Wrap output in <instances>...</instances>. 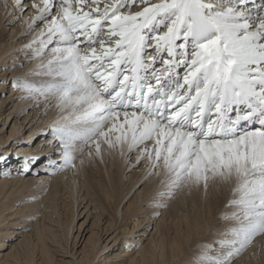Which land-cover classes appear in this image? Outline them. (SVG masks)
Here are the masks:
<instances>
[{
  "label": "snow or ice",
  "instance_id": "snow-or-ice-1",
  "mask_svg": "<svg viewBox=\"0 0 264 264\" xmlns=\"http://www.w3.org/2000/svg\"><path fill=\"white\" fill-rule=\"evenodd\" d=\"M9 7L14 20L35 10L27 28L46 63L34 75L47 78L13 86L61 113L40 149L49 153L26 156L25 171L42 159L75 167L82 146L96 155L102 144L126 147L163 171L162 196L234 182L221 216L229 223L193 264H233L264 237V0H4Z\"/></svg>",
  "mask_w": 264,
  "mask_h": 264
},
{
  "label": "bare ground",
  "instance_id": "bare-ground-1",
  "mask_svg": "<svg viewBox=\"0 0 264 264\" xmlns=\"http://www.w3.org/2000/svg\"><path fill=\"white\" fill-rule=\"evenodd\" d=\"M3 4L4 0H0V70L2 69L0 93H3L9 80L11 96L16 94V97L9 102L11 103L9 108L1 111L5 107L7 98L0 96V121H2L0 122V144L5 143L9 136L13 137L9 142L7 141L8 143L6 142V146L0 148V153L7 157L6 162L0 163V264H93L100 255H103V252L107 253L101 258L103 264H150L153 261L159 263V257H167V255L176 258V264H192L193 258L200 254L202 245L213 244L220 238V230L229 223L221 219L222 213L231 210L224 207L225 210L219 211L209 223L208 207L199 212L200 208L198 210L195 203V209L188 214L179 215L174 212L175 204L173 203L174 206L170 210L175 214L173 216L168 212L169 210H166V203L171 202L169 198H172L174 194L179 202H183L184 193L180 190L184 186L182 189L173 190L170 196H162L161 193L168 191L167 177L162 170L159 174H153L145 161L139 162L140 167L132 170L139 164L138 151H128L125 147L122 152L119 147L111 149L106 144H102L100 155H96L94 145L91 148L82 146V151L75 154V167L65 168L66 173H70L68 176L61 173V170L38 166V164L33 166L32 171H25L26 156L39 154L43 158L49 153L48 147H45L43 152L40 149L46 142L45 134L49 127L60 120L61 113L54 107L45 111L43 103L36 106L37 99L43 100V97L30 96L29 93L13 86L12 82L21 77L34 81L47 79L34 75L35 72L41 71L40 66L46 63V60L42 61L35 57L36 45L32 44L35 33L27 28L26 22L35 14V10L14 20L11 16L13 9L9 7L6 14ZM29 45L32 47L30 48ZM49 99L54 105L55 100ZM21 117H23L22 121L19 120ZM11 121L9 134L5 136L2 132L5 129L4 125L7 122L9 125ZM23 139L26 142L23 143ZM47 139L51 140V136ZM32 140V146L29 147ZM148 146L151 147V143ZM89 151H93V155L89 156ZM15 156H18L16 160ZM53 158L60 162L59 157ZM42 162L46 163V160L42 159ZM35 171H38L37 174L32 175ZM132 174L137 176L133 178ZM123 181H128V188L121 195L113 191V188L114 183L122 184ZM229 186L232 188L234 182ZM186 189L190 190L189 187ZM99 191L106 198V205L100 203L95 197ZM40 192L45 193L44 202L35 212H31L30 207L36 202L25 203L19 195H35ZM59 194L62 196L58 197ZM64 194L70 198L67 205L70 216L60 221L58 200L63 198ZM84 199H87L84 209L88 208L89 204H93L96 208L101 206L99 213L103 217L99 220L106 218L103 223H107V226L83 238V247L78 251L74 248L77 235L73 238V242L70 241L71 248L68 243L74 228V220L81 215L77 211ZM229 199L231 198L228 197ZM159 214L161 216L157 218ZM32 216L36 218L34 222L31 221ZM216 216L224 223L222 227L219 226L220 228L214 227V222L217 221ZM51 218L58 222L56 228L48 226L51 224ZM130 219L134 220L132 230H128L125 226L120 232H115L117 228L115 225L118 222L125 225ZM153 221H155L154 231L146 237L149 234H146L148 227L153 224ZM14 227L17 229H13ZM26 227H32V229L29 232L20 230ZM207 227L210 231L217 232V236L206 234ZM80 228L81 224L79 230ZM134 228H137L136 231H133ZM13 233L20 235L16 238L17 242H11L9 251L3 252L1 248L5 245L4 239L10 238ZM105 239L107 240L103 243ZM118 242L122 244V248L114 258H111L108 252L113 250ZM249 250L255 260L249 259L251 254H244L235 264H264V237H256ZM55 252H60V259L55 258ZM257 253L262 257L259 260ZM186 256L188 259L184 260ZM65 257L70 258L65 260ZM175 262L171 261L167 264Z\"/></svg>",
  "mask_w": 264,
  "mask_h": 264
},
{
  "label": "rangeland",
  "instance_id": "rangeland-1",
  "mask_svg": "<svg viewBox=\"0 0 264 264\" xmlns=\"http://www.w3.org/2000/svg\"><path fill=\"white\" fill-rule=\"evenodd\" d=\"M1 72H0V75H1V73H2V69L0 70ZM1 78V77H0ZM1 81L2 80H0V83H1ZM9 80H7V83H6V85H5V87H4V91H3V93H0V96H3V98L4 99H6L7 98V101H5V103H4V106L5 107H3L2 109H1V111H3V110H5V109H7V108H9V106L11 105V103H9L11 100H12V98L13 97H16V94L15 95H13V96H11V92H10V84H9ZM10 89V90H9ZM14 90V89H13ZM13 93H14V91H13ZM23 115H24V113H22ZM22 115V116H23ZM12 116H13V114L12 115H10V118H9V120L12 118ZM22 119H23V117H21V119H19L20 121H22ZM3 121H4V119H3ZM13 121V120H12ZM12 121L9 123V125H8V122L4 125V127H5V129H3V134L5 133V136H7L8 134H9V130H10V127H11V123H12ZM0 122H2V121H0ZM2 124V123H1ZM7 128V129H6ZM13 137L12 136H9V138H8V142L12 139ZM36 139L34 138V141H35ZM6 141V142H7ZM1 143L0 144V148H2V147H4V146H6V144L8 143ZM24 142H26L24 139H23V143ZM32 142H33V140L31 141V144H32ZM21 144H22V141L20 142ZM19 143V144H20ZM4 144V145H3ZM22 152V151H21ZM22 153H24V152H22ZM20 154V153H19ZM130 155V154H129ZM131 156H132V154H131ZM17 157L18 156H15V160L17 159ZM14 158V157H13ZM46 165V163H41V164H38V166H45ZM140 165H141V163H139L138 165H137V167H134L132 170H135V169H137V168H139L140 167ZM37 166V167H38ZM14 168V167H13ZM12 168V169H13ZM16 168V167H15ZM7 169H9V168H7ZM60 171V170H59ZM37 172L38 171H35V173L33 172L32 173V175H36L37 174ZM61 173H64L65 175H69L68 173H66V171H65V169H63V170H61ZM7 175V174H6ZM31 175V174H30ZM134 177L133 178H135L137 175L136 174H132ZM131 175V176H132ZM130 176V177H131ZM128 182V181H127ZM127 182L126 181H123L122 182V184L121 183H114L115 184V187L113 188V191H115L116 193H120L121 195L122 194H124L125 193V191L127 190V188H128V185H127ZM132 182V181H131ZM124 183V184H123ZM131 184V183H130ZM183 187V186H182ZM182 187H181V189H182ZM186 187L187 186H184L183 187V189L182 190H180L181 191V193L183 192L184 193V200H183V202L182 201H178L177 200V197H174L176 194H174L173 195V197L172 198H169V200H171V202H169V203H166V206H165V208H166V210L170 213V214H172L173 216L175 215L174 213H173V211L172 212H170V210H172V207L174 206L173 205V203L175 204V209H173L174 210V212L175 213H177V214H188L189 212H191V210L192 209H195V203L197 204V206H198V210H199V208H200V210H199V212H201V211H204L205 210V208H207L208 207V209H209V211H210V215H207V216H209V223H210V221H213V219L212 218H214L215 217V215H217L218 213H219V211H224L225 209H224V207L226 206V204L228 203V197H230V198H232V191L230 192V190L232 189L231 188V186H229V184H222V183H219V182H209V186H208V188H207V190H205L204 188H203V186H201V187H199V188H195V187H189V189L190 190H187L186 189ZM178 190V189H177ZM192 191H194V192H192ZM186 192H188V193H186ZM188 194V195H187ZM61 197L62 196V194H59L58 195V197ZM45 197V193H43V192H40L39 194H35V195H27V194H25L24 196L23 195H19V198H21L22 200H23V202H25V203H28V202H30L31 204H33V203H35L36 202V204L35 205H32L31 207H30V210H31V212L33 211V212H35L40 206H42V204H43V202H44V200H43V198ZM96 198H98L99 199V202L100 203H103V204H105L106 205V198L102 195V192H100L99 191V194H96V196H95ZM62 199V200H61ZM60 200H58V206H59V208H58V210H59V212H60V217H59V219H60V221H64L65 219H67L69 216H70V213H69V208H68V203H69V201H70V198L69 197H67V195L66 194H64L63 195V198H61ZM131 200V199H130ZM196 200V201H195ZM87 201V199H84L83 201H82V203H81V205L79 206V210L77 211V213L79 212V214H81V215H79L75 220H74V228H73V231H72V234H71V236H70V238L71 239H69V243H68V245H69V248H71V242H73L74 241V237L77 235V239L75 240L76 241V245H74V248H75V250L77 249L78 251L79 250H81V248L83 247V244H84V242H82V240H83V238L85 239L90 233H92V232H96L98 229H102L104 226H107L106 224L107 223H103L104 221H105V219L106 218H104V219H100L99 220V218H101V217H103V215H100V213H99V210H100V208H101V206L99 205V207H97L96 208V206H93V204H89V206H88V208H86V209H84L85 208V205L87 204V203H85ZM126 204H128V203H126ZM94 205H96V203H94ZM165 205V204H164ZM95 207V208H94ZM41 209V208H40ZM87 209L89 210V211H87ZM51 210V209H50ZM47 211V210H46ZM88 212H89V216L87 217V215H88ZM39 213V212H38ZM51 213V212H50ZM51 215V214H50ZM202 215H204V213L202 214ZM48 216V215H47ZM77 216V215H76ZM161 215L159 214L158 216H157V218H159ZM34 216H32V220L31 221H35V217L33 218ZM49 217V216H48ZM87 217V219L85 220V222L83 223V221H84V219ZM108 217V216H107ZM217 217V216H216ZM97 218V219H96ZM50 219V218H49ZM52 219V218H51ZM140 219H142V217L140 218ZM212 219V220H211ZM217 219V221H215L214 222V224H215V228L216 227H218V228H220V227H222L223 225H224V223L221 221V219L220 218H216ZM54 219H52V221L50 222L51 224H48V226H51V228H56L57 227V224L56 223H58L57 221L55 222V221H53ZM65 223H67V221H65ZM133 223H134V220L133 219H130V220H127V222H126V224L125 225H121V223H119L118 222V224H116L115 226L117 227L116 229H115V232H120L121 231V229L123 228V227H125L126 226V228L128 229V230H132V227H133ZM153 224L150 226L149 225V227H148V230H147V232H146V234L147 233H149L148 235H146V237H149V235H150V233H152L153 231H154V224H155V221H153L152 222ZM80 224H81V228H80V230H79V226H80ZM113 224H114V222H113ZM112 226V225H111ZM220 226V227H219ZM213 227V228H214ZM13 229H17L16 227H14ZM26 229V230H25ZM25 229H23V228H21L20 230H22V231H25V232H29L31 229H32V227H26ZM126 229V231H128ZM136 229L137 228H134L133 229V231H136ZM209 231V232H208ZM173 232V231H172ZM171 232V230H170V233H172ZM81 233H82V237H81ZM206 234H209V235H216L217 236V232H214V231H210V228L209 227H207V231L205 232ZM112 234V233H111ZM135 234H138V233H135ZM173 234V233H172ZM134 235V234H133ZM133 235H131V236H133ZM17 236H20V235H18V234H15V233H13L12 234V236H10V238H6V239H4V246L1 248V250L3 251V252H7V251H9V249H10V243L11 242H17ZM109 236V235H108ZM170 236H171V234H170ZM106 237V236H105ZM73 239V240H72ZM104 239V238H103ZM64 240V239H63ZM80 240V241H79ZM106 240L107 239H105L104 241H103V243H105L106 242ZM71 241V242H70ZM15 242V243H16ZM119 243V244H118ZM117 243V246L113 249V250H111V248H110V252H108V254L111 256V258H114V256L116 255V253L119 251V250H121V248H122V244L120 243V242H118ZM251 246V245H250ZM250 246L245 250V251H243L241 254H240V256L239 257H237V258H235L234 259V261H233V263L235 264L236 262H237V260L240 258V257H242V256H244V254H247V255H249V254H251L250 256H249V259L250 260H255V259H253L254 257H253V255H252V253H250ZM53 249V248H52ZM134 250V249H133ZM56 254V256H55V258H57V259H60V257H61V255H60V252H55ZM59 254V255H58ZM69 254V253H68ZM103 255H100V257H98V260L97 261H95L93 264H103V262H101V258L103 257V256H105V255H107V253H105L104 254V252L102 253ZM257 255H258V253H257ZM66 256V255H65ZM99 256V255H98ZM113 256V257H112ZM263 256H264V253H263ZM69 258L70 257H65V260H69ZM260 258H262L261 256H259L258 255V260L260 259ZM188 259V256H186V257H184V260H187ZM177 259L176 258H171V255H167V257L166 256H163V257H159V263H156V261H153V262H151L150 264H167V263H170L171 261H173V262H175ZM99 261V262H98ZM173 264H176V262L175 263H173ZM183 264H188V263H183ZM192 264H193V260H192Z\"/></svg>",
  "mask_w": 264,
  "mask_h": 264
}]
</instances>
